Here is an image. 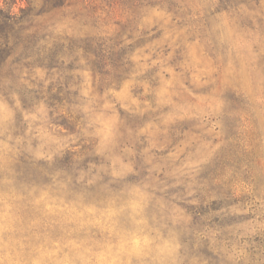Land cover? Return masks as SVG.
Returning <instances> with one entry per match:
<instances>
[{
    "label": "clouds",
    "instance_id": "1",
    "mask_svg": "<svg viewBox=\"0 0 264 264\" xmlns=\"http://www.w3.org/2000/svg\"><path fill=\"white\" fill-rule=\"evenodd\" d=\"M0 264H264V0H0Z\"/></svg>",
    "mask_w": 264,
    "mask_h": 264
}]
</instances>
